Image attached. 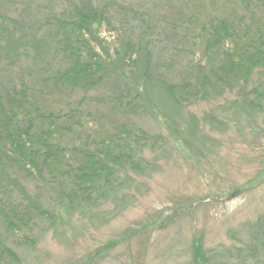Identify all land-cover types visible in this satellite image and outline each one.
<instances>
[{
  "label": "trees",
  "instance_id": "16d2710c",
  "mask_svg": "<svg viewBox=\"0 0 264 264\" xmlns=\"http://www.w3.org/2000/svg\"><path fill=\"white\" fill-rule=\"evenodd\" d=\"M238 1V17L215 0H197L201 8L184 2L162 20L113 0H0V264L20 263L11 239L34 250L45 233H66L76 216L120 217L141 196L136 178L159 172L171 150L197 161L213 146L207 127L225 133L238 120L250 130L264 124V0ZM98 91L111 112L102 121L91 104ZM234 93L233 118L189 112ZM148 115L162 133L132 120ZM107 205L111 211L95 213ZM245 231L244 258L258 261L264 215ZM203 242L193 239L188 264H211Z\"/></svg>",
  "mask_w": 264,
  "mask_h": 264
},
{
  "label": "rangeland",
  "instance_id": "374dc122",
  "mask_svg": "<svg viewBox=\"0 0 264 264\" xmlns=\"http://www.w3.org/2000/svg\"><path fill=\"white\" fill-rule=\"evenodd\" d=\"M36 1L44 6L48 4V0ZM113 1L134 7L142 5L162 20L166 14L177 15L180 6L186 3L185 0ZM215 1L216 5L226 8L230 16L242 14L238 0ZM189 2L186 3L189 10L201 8L197 0ZM163 30L169 33L166 28ZM260 79L259 72L255 73L248 91ZM102 94L103 91L91 93V98L95 99L91 101L92 111L101 121L102 116L111 114L107 106L98 102ZM235 99V93L227 94L218 102L196 104L189 112L201 120L206 113L233 118L228 107ZM132 120L151 134L163 132L150 115ZM238 121L225 133H213L207 127L205 132L211 135L213 146L203 147L199 160L187 159L171 150L160 162L159 172L150 178H136L134 185H142L141 196L120 217L111 219L106 213V221L93 217V223L76 216L72 226L65 228L66 233L60 236H55L54 231L45 233L34 250L20 248L11 239L10 245L20 258L19 264H188L195 237L204 240L211 264H264V252L258 261L244 258L249 253L245 229L264 215V124L260 121L257 128L250 130L243 120ZM152 158L149 154L148 159ZM248 183L259 184L247 193L236 194L238 188ZM111 209L112 206L107 205L95 213L103 215ZM161 225L165 228L159 229ZM145 226H149L150 233L127 237L129 231ZM143 237L146 240L143 241ZM236 248L241 250L245 262L239 261ZM227 249L233 251V256L226 253ZM218 253L221 256L215 257Z\"/></svg>",
  "mask_w": 264,
  "mask_h": 264
}]
</instances>
